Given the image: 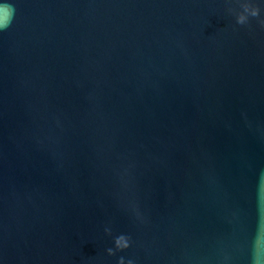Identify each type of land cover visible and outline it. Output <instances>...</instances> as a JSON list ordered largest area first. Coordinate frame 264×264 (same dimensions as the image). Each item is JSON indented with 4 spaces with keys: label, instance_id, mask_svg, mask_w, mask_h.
<instances>
[{
    "label": "water",
    "instance_id": "95a60500",
    "mask_svg": "<svg viewBox=\"0 0 264 264\" xmlns=\"http://www.w3.org/2000/svg\"><path fill=\"white\" fill-rule=\"evenodd\" d=\"M9 2L0 261L254 264L264 2ZM250 3L261 15L237 24Z\"/></svg>",
    "mask_w": 264,
    "mask_h": 264
},
{
    "label": "clouds",
    "instance_id": "9594fccd",
    "mask_svg": "<svg viewBox=\"0 0 264 264\" xmlns=\"http://www.w3.org/2000/svg\"><path fill=\"white\" fill-rule=\"evenodd\" d=\"M264 2V0H262ZM262 9L259 4H248L245 7V12L240 14L236 18L237 24L244 25L247 24L250 17H259L261 15ZM15 7L9 2V0H0V31L7 29L14 17ZM264 23V21H262ZM262 178H264V173H262ZM116 249L118 250H126L132 246V240L129 236L120 235L117 237L116 241ZM257 254L254 258V264H261L260 252L264 249V233L260 234L256 242ZM109 255H114V251L112 249L108 250ZM0 264H3L0 261ZM119 264H135V261L132 259H128L125 261L123 257L120 258Z\"/></svg>",
    "mask_w": 264,
    "mask_h": 264
}]
</instances>
